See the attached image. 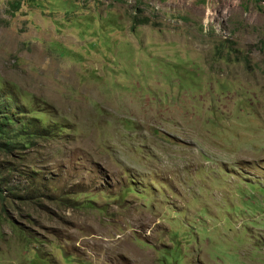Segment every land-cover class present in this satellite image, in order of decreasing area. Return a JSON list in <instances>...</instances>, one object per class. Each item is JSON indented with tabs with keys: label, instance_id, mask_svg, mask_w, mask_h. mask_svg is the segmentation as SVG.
Segmentation results:
<instances>
[{
	"label": "rangeland",
	"instance_id": "rangeland-1",
	"mask_svg": "<svg viewBox=\"0 0 264 264\" xmlns=\"http://www.w3.org/2000/svg\"><path fill=\"white\" fill-rule=\"evenodd\" d=\"M0 111V264H264V0H0Z\"/></svg>",
	"mask_w": 264,
	"mask_h": 264
},
{
	"label": "trees",
	"instance_id": "trees-1",
	"mask_svg": "<svg viewBox=\"0 0 264 264\" xmlns=\"http://www.w3.org/2000/svg\"><path fill=\"white\" fill-rule=\"evenodd\" d=\"M11 123V118L4 115V114H1V111H0V137L3 138L6 134L5 132H8L9 130H7L5 127L7 124ZM17 131H21V132H26L27 133V129L25 128H19V129H16Z\"/></svg>",
	"mask_w": 264,
	"mask_h": 264
}]
</instances>
